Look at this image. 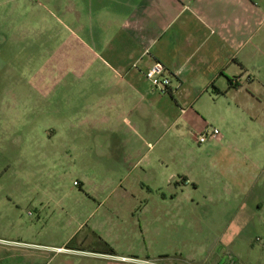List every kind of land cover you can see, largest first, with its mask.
Masks as SVG:
<instances>
[{"label": "rangeland", "instance_id": "374dc122", "mask_svg": "<svg viewBox=\"0 0 264 264\" xmlns=\"http://www.w3.org/2000/svg\"><path fill=\"white\" fill-rule=\"evenodd\" d=\"M136 1L0 0V264H136L111 247L173 264H264L257 195L242 176L264 174V87L259 114L150 132L141 161L94 122L106 94L95 78L110 76L102 38L111 13ZM206 128L226 136L220 146L199 143ZM95 228L110 243L82 246Z\"/></svg>", "mask_w": 264, "mask_h": 264}, {"label": "crops", "instance_id": "0c3cea01", "mask_svg": "<svg viewBox=\"0 0 264 264\" xmlns=\"http://www.w3.org/2000/svg\"><path fill=\"white\" fill-rule=\"evenodd\" d=\"M109 22L111 29L102 38L100 53L106 55L101 57L109 64L110 76L95 78L106 94L99 95L95 102V108L104 110L95 112L94 122L110 125L111 133L119 135V148L126 161L149 159L148 153L142 154L141 146L150 132L190 131L198 121L213 115L220 118L222 128H230L231 119L250 111L260 113L264 0H138L111 13ZM155 62H161L171 78L167 93L154 89L145 77V71ZM231 84L237 87L231 88ZM225 138L220 133L218 138L208 140L207 148L220 146ZM156 159L166 161L164 155ZM244 175L253 183L257 195L254 203L263 220L252 229H264V174ZM251 183L243 187L244 192L250 190ZM124 194L134 197L131 190ZM167 214L180 215V211ZM247 228V224L242 226ZM101 231L95 228L91 241L86 245L84 239L82 246L95 248L96 243H110ZM230 240L227 237L226 244ZM111 249V255L118 259L137 258ZM209 260L221 264L214 257ZM183 264L197 263L191 260Z\"/></svg>", "mask_w": 264, "mask_h": 264}, {"label": "built area", "instance_id": "2783aa9c", "mask_svg": "<svg viewBox=\"0 0 264 264\" xmlns=\"http://www.w3.org/2000/svg\"><path fill=\"white\" fill-rule=\"evenodd\" d=\"M145 77L150 81L152 87L158 90L160 93H167L168 88L171 84V78L166 74V68L161 62L153 63L146 71ZM220 136L218 129L206 128L204 133L197 137L199 143H205L208 140L216 139ZM128 260L133 261L136 264H173L165 258H160L156 260L150 259H138L129 258Z\"/></svg>", "mask_w": 264, "mask_h": 264}, {"label": "trees", "instance_id": "16d2710c", "mask_svg": "<svg viewBox=\"0 0 264 264\" xmlns=\"http://www.w3.org/2000/svg\"><path fill=\"white\" fill-rule=\"evenodd\" d=\"M233 87H237V85H232V84H231V88H233Z\"/></svg>", "mask_w": 264, "mask_h": 264}]
</instances>
